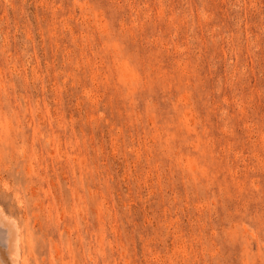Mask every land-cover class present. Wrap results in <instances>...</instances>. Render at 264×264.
Returning <instances> with one entry per match:
<instances>
[{
  "label": "rangeland",
  "instance_id": "rangeland-1",
  "mask_svg": "<svg viewBox=\"0 0 264 264\" xmlns=\"http://www.w3.org/2000/svg\"><path fill=\"white\" fill-rule=\"evenodd\" d=\"M0 206L23 264H264V0H0Z\"/></svg>",
  "mask_w": 264,
  "mask_h": 264
},
{
  "label": "bare ground",
  "instance_id": "bare-ground-1",
  "mask_svg": "<svg viewBox=\"0 0 264 264\" xmlns=\"http://www.w3.org/2000/svg\"><path fill=\"white\" fill-rule=\"evenodd\" d=\"M10 214L0 206V264H23L27 259L23 250L31 246V232L26 222L20 225V218Z\"/></svg>",
  "mask_w": 264,
  "mask_h": 264
}]
</instances>
